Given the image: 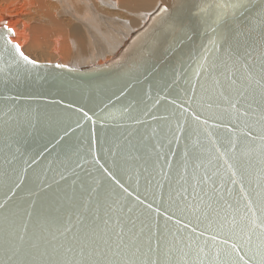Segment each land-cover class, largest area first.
<instances>
[{
  "label": "water",
  "instance_id": "95a60500",
  "mask_svg": "<svg viewBox=\"0 0 264 264\" xmlns=\"http://www.w3.org/2000/svg\"><path fill=\"white\" fill-rule=\"evenodd\" d=\"M262 12L264 0H251L237 23L259 32ZM5 25L7 21L0 23V129L4 127L5 114H8L9 126H19L22 130L21 137H17L20 143L15 145L20 149L17 170L21 186L9 192V185L0 179V204H7L25 222L28 221L27 213H32L33 218L39 214L43 219L56 207L57 200L64 193H70L73 187H78L80 178L89 172L123 191L116 179L104 169L117 171L113 167V159H119L120 146L128 140L133 143L139 141L141 148L146 149L144 155L154 182L146 185L140 178L137 187L118 173L124 187L128 188V198L137 201L139 197L143 203H137L148 219H158L163 223L171 216L169 225L175 226L179 219V227L185 233H191L193 228L197 233L204 230L207 221L203 220V216L198 220L191 212H180L175 204L181 183L185 180L192 182L189 177L182 176L183 139L171 146L174 155L167 156L169 166L165 167L167 143L163 149L153 150L158 141L149 137L153 128L164 123L158 117L168 115L170 123L175 124L171 114L183 113L189 127L196 126L195 117L199 115L201 126L207 120V128L214 139L231 133L234 139L240 138L238 150L245 147L243 127H235V117L225 114L222 105L213 103L212 107L208 106L209 98L200 87L203 81L195 75L204 47L215 38L211 32L206 0H172L169 6L161 5L110 60L86 67L38 62L30 57L35 65L23 62L12 48L16 43L11 41L13 34L7 32ZM130 102H139L137 110L132 113L141 117L139 122L129 119L125 111ZM200 140L204 152L201 170L207 169L212 174L213 166L209 160L215 158L217 163L222 161H219V153L210 140L203 135ZM260 143L257 140L249 146L252 175L244 182V192L256 189L261 182ZM217 144L221 151L225 150L222 140H217ZM4 150V137L0 135V175ZM157 151L160 152L157 167H164L168 173L163 177L151 167L152 161L157 158ZM32 157H35L34 161ZM78 163L82 167H78ZM187 171L189 174L192 172L191 162L187 164ZM219 171L220 174L214 177L215 185L205 188V191L223 193L224 201L232 207L222 206L223 202L221 205L213 202V208L229 220L235 216L239 222L245 203L240 185L228 183L229 174L225 168L221 167ZM140 175L146 177L149 172ZM221 183L224 188L220 187ZM225 189H230L231 195ZM249 199L256 198L250 195ZM202 204L203 200L198 201L197 207ZM253 207L257 208L259 218L258 203H254ZM212 214L215 216V212ZM3 216L4 213L0 212V230ZM214 234L204 230L201 239L208 240L211 245L209 237ZM232 242L229 239V246ZM4 259L3 248L0 247V264Z\"/></svg>",
  "mask_w": 264,
  "mask_h": 264
},
{
  "label": "snow or ice",
  "instance_id": "6c2138e0",
  "mask_svg": "<svg viewBox=\"0 0 264 264\" xmlns=\"http://www.w3.org/2000/svg\"><path fill=\"white\" fill-rule=\"evenodd\" d=\"M250 3L251 0H224L223 3L206 0L211 32L215 38L204 47L195 73L198 80L203 81L200 87L209 98L208 106L212 107L213 103L222 105L225 114L235 117V127L242 126L245 130L242 133L244 149L238 150L240 138L234 139L231 133L214 139L207 128V120L201 126L199 115L195 117L194 127L188 126L183 113L171 114L175 124L170 123L168 115L158 117L164 123L153 128L149 137L158 141L153 150L163 149L167 143L165 167L169 166L167 156L174 155L171 146L183 139L182 176L189 177L192 182L185 180L181 183L175 204L180 212H191L198 220L203 216V220L207 221L204 230L215 233L209 237L212 244L201 239L204 230L197 233L193 228L191 233H185L179 227V219L175 226L168 223L171 216L163 223L158 219H148L137 203L139 197L137 201L128 198L130 193L118 173L137 187L140 178L146 185L154 182L144 155L146 149L141 148L139 141L133 143L128 140L119 148V159H113V167L117 171L104 169L116 179L123 191L89 172L80 178L78 187H73L70 193H64L57 200L56 207L43 219L39 214L33 218L32 213H27L28 221L25 222L7 204H0V212L4 213L0 230V247L5 257L3 264H264V12L259 32L237 23ZM5 28L14 35L6 25ZM12 48L23 62L35 65V61L30 60L18 44L12 45ZM138 103L130 102L125 109L129 119L137 122L141 117L132 113L137 110ZM7 115L4 127L0 129L5 143L0 179L9 185L8 191L11 192L12 188L21 186L17 170L20 149L15 145L20 143L17 137H21L22 130L19 126H9ZM201 135L212 142L219 153V161H222L217 163L215 158L209 160L213 166L212 174L207 169L201 170L204 155ZM217 140L223 141L224 151L220 150ZM257 140L261 142V182L256 189L244 192V182L252 175L249 146ZM159 160L160 152L157 151V158L152 161L151 167L162 177L168 175L164 167H157ZM189 162L192 164L190 174L187 171ZM77 166L82 167L79 163ZM221 167L229 174L228 183L240 185L243 194L244 211L239 222L235 216L229 220L213 208V202L216 205L223 202L222 206L232 207L224 201L223 193L205 191V188L215 185L214 177L220 174ZM143 172H149V175L141 177ZM157 187H160L158 183ZM220 187L224 188L223 183ZM225 192L231 195L230 189H225ZM250 195L256 199L250 200ZM200 200L203 204L198 208ZM254 203L259 205V218ZM218 237H221L219 241ZM229 239L233 241L230 246Z\"/></svg>",
  "mask_w": 264,
  "mask_h": 264
},
{
  "label": "bare ground",
  "instance_id": "6f19581e",
  "mask_svg": "<svg viewBox=\"0 0 264 264\" xmlns=\"http://www.w3.org/2000/svg\"><path fill=\"white\" fill-rule=\"evenodd\" d=\"M100 1L105 3L104 0H0V23L7 21V27L14 33L11 37L15 36L18 44L29 41V48L39 52L42 57L44 54H55V58L52 55V63L86 67L110 60L98 62L101 58L117 54L129 37L148 22L161 5L172 3V0H106L109 6L105 7ZM121 8L124 13L127 9V16L120 17L123 20L118 19L120 14L115 11ZM32 15L39 20L37 23L43 24V29L37 27L43 31L40 30L42 35H38L34 43L31 38V43L28 40V30L24 24V20ZM70 18L76 22H71ZM96 35L101 37V41L96 40ZM92 38L95 43L91 41ZM94 44L96 53H92ZM48 45L50 51H45Z\"/></svg>",
  "mask_w": 264,
  "mask_h": 264
},
{
  "label": "rangeland",
  "instance_id": "374dc122",
  "mask_svg": "<svg viewBox=\"0 0 264 264\" xmlns=\"http://www.w3.org/2000/svg\"><path fill=\"white\" fill-rule=\"evenodd\" d=\"M105 1V3H103L102 1H100L101 2V4H103L105 7H108L109 6V4H108V2L106 1V0H104ZM166 6H169V4H165ZM29 9H31V7L29 6ZM121 10H122V8L120 9V11H118V10H116L115 9V11L117 12V14H120L119 16H117L118 17V19L119 20H123V17L122 18H120L122 15H124V16H127L125 13H126V10L127 9H125V13L124 12H121ZM32 16H34V17H32ZM31 17L30 16H28L27 17V19H25L24 20V24H26L25 25V27H27L26 28V30H28V31H26L27 32V35H28V40H30V38H31V40H32V42L33 41H36L38 38H39V36L41 37V35H42V32H40V30L41 29H43V27H41V26H43V24L41 23V22H39V23H37L39 20L38 19H36L35 17V15H32ZM66 19V18H65ZM70 21L71 22H76V20L75 19H72V18H70ZM38 24H40V25H38ZM42 24V25H41ZM30 26V27H29ZM40 27V28H37V27ZM29 28V29H28ZM35 30H34V29ZM32 29V30H31ZM39 29V30H38ZM39 32H38V31ZM41 31H43V30H41ZM29 33V34H28ZM35 33V34H34ZM38 33V34H37ZM40 33V34H39ZM36 35V36H35ZM39 35V36H38ZM13 36V35H12ZM30 36V37H29ZM36 37V38H35ZM14 38H15V36L14 37H11V41H13L14 40ZM36 39V40H35ZM31 40H30V43H31ZM46 40H47V42H48V39L46 38ZM96 40L97 41H101V37L99 36V35H96ZM91 41L93 42V43H95V39L94 38H92L91 39ZM13 43H16V44H18L15 40L13 41ZM34 43V42H33ZM18 45H20V43L18 44ZM24 47H23V46ZM21 49H22V51L28 56V57H30L31 59H33V60H35V61H38V62H46V60H47V62L46 63H48V61L50 62V63H52L53 62V57L55 58V54H53V53H49V54H44L43 55V57H42V55L39 53V52H37V51H34V50H32L31 48H29V41H28V43H25V44H21L20 46H19ZM48 48H50V45H48L47 46V49H45V51L46 50H48V51H50V49H48ZM97 51H96V48H95V44L93 45V49H92V53H96ZM36 53H37V55H38V53H39V55L37 56L36 55ZM52 55H53V57H52ZM38 58V59H37ZM111 57H109V58H107V57H105V58H101L102 60H100V61H98V62H100V63H102V61L103 60H105V59H110ZM52 59V60H51ZM56 59H54V61H55ZM71 66V65H70Z\"/></svg>",
  "mask_w": 264,
  "mask_h": 264
}]
</instances>
